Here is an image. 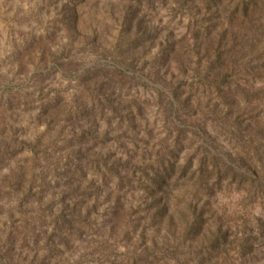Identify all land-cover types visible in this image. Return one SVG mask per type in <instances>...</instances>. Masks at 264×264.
I'll return each instance as SVG.
<instances>
[{"label":"rangeland","instance_id":"374dc122","mask_svg":"<svg viewBox=\"0 0 264 264\" xmlns=\"http://www.w3.org/2000/svg\"><path fill=\"white\" fill-rule=\"evenodd\" d=\"M0 264H264V0H0Z\"/></svg>","mask_w":264,"mask_h":264}]
</instances>
